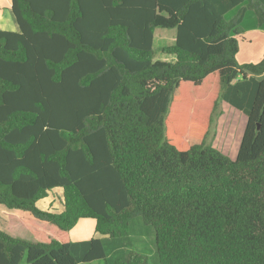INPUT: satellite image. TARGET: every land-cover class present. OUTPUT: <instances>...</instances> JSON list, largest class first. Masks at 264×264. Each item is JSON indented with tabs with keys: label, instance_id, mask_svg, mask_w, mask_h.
Instances as JSON below:
<instances>
[{
	"label": "trees",
	"instance_id": "16d2710c",
	"mask_svg": "<svg viewBox=\"0 0 264 264\" xmlns=\"http://www.w3.org/2000/svg\"><path fill=\"white\" fill-rule=\"evenodd\" d=\"M10 1L0 264H151L131 249L139 216L158 264H264V58L236 57L264 0ZM222 101L248 117L236 159L207 142ZM85 218L98 236L72 241Z\"/></svg>",
	"mask_w": 264,
	"mask_h": 264
},
{
	"label": "rangeland",
	"instance_id": "374dc122",
	"mask_svg": "<svg viewBox=\"0 0 264 264\" xmlns=\"http://www.w3.org/2000/svg\"><path fill=\"white\" fill-rule=\"evenodd\" d=\"M236 11L237 9L230 11L226 17L229 19L236 13ZM258 23L255 12L253 10H248L245 19L242 22L244 35L239 40V52L236 56L240 64L250 62L257 63L264 58V24L259 26ZM8 30L17 31L18 28L16 27V29ZM155 34L156 46L161 48L174 42L176 29L157 27ZM194 96L196 97L197 95L195 94ZM247 120L248 117L244 112L238 110L229 103L222 101L217 110V114L214 115L207 142L220 149L232 159H236ZM52 201L53 196H50L46 201H41L39 206L47 208ZM4 211L5 207L0 205L1 230H4L5 225ZM95 227L96 222L94 219H81L71 230V240H88L92 237L98 236ZM130 235V240L132 241L131 249L148 256L151 264H158L159 258L157 254L156 232L154 227L145 224L142 217L139 216L133 218L130 222ZM79 264H105V262L103 260H96Z\"/></svg>",
	"mask_w": 264,
	"mask_h": 264
},
{
	"label": "crops",
	"instance_id": "0c3cea01",
	"mask_svg": "<svg viewBox=\"0 0 264 264\" xmlns=\"http://www.w3.org/2000/svg\"><path fill=\"white\" fill-rule=\"evenodd\" d=\"M11 5L12 4L10 0H0V29L8 30V29H16L17 27L19 30V25L13 14Z\"/></svg>",
	"mask_w": 264,
	"mask_h": 264
}]
</instances>
